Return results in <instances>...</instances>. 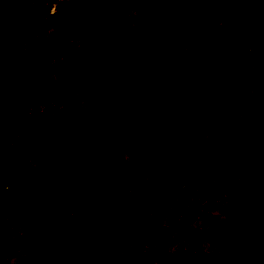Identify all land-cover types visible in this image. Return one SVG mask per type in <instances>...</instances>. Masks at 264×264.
Segmentation results:
<instances>
[{
  "label": "trees",
  "instance_id": "trees-1",
  "mask_svg": "<svg viewBox=\"0 0 264 264\" xmlns=\"http://www.w3.org/2000/svg\"><path fill=\"white\" fill-rule=\"evenodd\" d=\"M34 2L0 0V89L20 64L17 43L42 18L31 13ZM152 18L147 0H110L96 27L123 34ZM105 61L107 77L95 87L72 79L71 91L88 101L86 112L70 107L46 137L29 133L19 152L0 154V242L14 237L24 264H108L141 209L165 200L173 187L206 186L220 163L218 177L236 176L230 193L249 189L232 201L216 235L218 256L204 264H264V0H253L234 28L191 38L167 64L130 65L118 55ZM256 85L260 102L243 109ZM108 153L128 155L137 166L126 187L107 193L99 174L65 199L54 195ZM241 158L255 169L235 170ZM107 214L112 227L103 222ZM66 226L86 234V242L61 244L55 234Z\"/></svg>",
  "mask_w": 264,
  "mask_h": 264
},
{
  "label": "rangeland",
  "instance_id": "rangeland-1",
  "mask_svg": "<svg viewBox=\"0 0 264 264\" xmlns=\"http://www.w3.org/2000/svg\"><path fill=\"white\" fill-rule=\"evenodd\" d=\"M109 1L35 0L31 13L40 12L42 18L17 43L20 64L8 72V83L0 89L1 155L23 149L29 133L46 137L49 124L57 123L70 107L86 112L88 101L71 91L72 79H87L95 87L107 77L106 56L118 55L130 65L148 68L158 62L167 64L187 50L191 38L234 28L253 0H147L152 20L145 25L135 24L123 34L96 27ZM261 96V87L256 85L247 94L243 109L260 102ZM244 118L240 113L236 125ZM89 150L86 145L83 151ZM220 166L216 165L206 186L178 184L165 200L153 201L141 209L108 264H204L216 258V235L227 220V211L233 200L245 199L248 191L241 185L237 194L230 193L231 178L236 176L226 171L218 177ZM135 169L137 173L128 155L114 157L108 153L95 157L82 173L54 188L53 193L65 199L85 189L86 178L99 174L107 193L113 192L128 185ZM234 169L242 172L255 169V165L241 158ZM68 201L72 203L70 198ZM53 206L58 208L55 199ZM103 222L112 227L108 214ZM55 238L63 245L87 240L86 234L67 226L57 230ZM13 239L0 242V264L25 263V253L13 246Z\"/></svg>",
  "mask_w": 264,
  "mask_h": 264
}]
</instances>
